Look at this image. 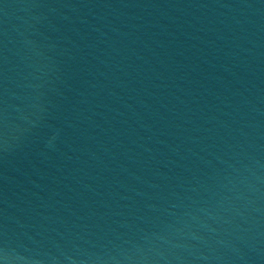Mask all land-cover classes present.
Listing matches in <instances>:
<instances>
[{"label":"water","instance_id":"1","mask_svg":"<svg viewBox=\"0 0 264 264\" xmlns=\"http://www.w3.org/2000/svg\"><path fill=\"white\" fill-rule=\"evenodd\" d=\"M0 264H264V0H0Z\"/></svg>","mask_w":264,"mask_h":264}]
</instances>
